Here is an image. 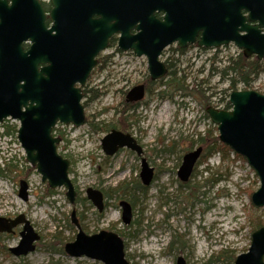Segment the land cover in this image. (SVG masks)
Masks as SVG:
<instances>
[{"label": "rangeland", "instance_id": "rangeland-1", "mask_svg": "<svg viewBox=\"0 0 264 264\" xmlns=\"http://www.w3.org/2000/svg\"><path fill=\"white\" fill-rule=\"evenodd\" d=\"M115 48L102 54L86 82L81 101L85 124L78 128L56 126V131L64 136L57 151L70 163L69 178L77 192L78 202L74 205L68 203L64 189L50 190L27 163L13 131L18 122L0 123V217L23 215L40 236L34 252L15 257L10 249L18 246L22 227L15 234L0 233V264H103L71 258L64 252V246L74 242L77 235L70 218L72 209L85 234H118L129 264H175L177 257H183L186 264H223L225 258L247 252L252 233L264 226V207H254L250 200L260 186L259 180L245 160L240 156L242 161L235 159L231 150L228 158L215 154L196 166L187 183L179 181L177 170L182 158L199 147L198 138L208 133L218 138L216 126L205 117L208 106L193 96H176L174 102L160 100L156 95L164 89L152 86L145 101L128 113L132 115L128 133L141 145L146 161L155 171L145 194L135 189L137 183L141 185L140 160L133 152L122 149L112 157L104 155L101 140L107 132L103 129L116 125L123 109L120 94L115 91L131 88L148 76L145 57L128 54L130 51L113 56ZM173 49L166 50L159 60L173 56L178 77L186 76L189 87L194 81L198 84L210 77L212 69L219 71L227 65V59H236L241 53L232 45L205 51L193 46L184 55L173 54ZM202 86L208 89L209 106L225 110L229 94L234 91L227 90V82L212 75L209 84ZM238 88L241 90L242 86ZM251 90L264 95V74L251 84ZM105 109L109 111L102 113ZM115 109L119 111L117 115ZM20 180L28 185L27 202L18 197ZM125 185L127 188L117 191ZM88 188L107 194L101 214L87 200ZM121 200L131 201L133 212L128 226L121 222ZM174 239L179 243L170 247Z\"/></svg>", "mask_w": 264, "mask_h": 264}, {"label": "water", "instance_id": "water-1", "mask_svg": "<svg viewBox=\"0 0 264 264\" xmlns=\"http://www.w3.org/2000/svg\"><path fill=\"white\" fill-rule=\"evenodd\" d=\"M55 7V32L52 36L47 14L39 0H0V123L18 122L17 141L25 160L34 167L50 190L62 188L68 203L75 202L76 191L68 170L70 163L57 152L60 138L53 137L57 124L81 127L85 124L82 95L75 85H84L95 66V57L106 48L108 37L120 33L118 48L132 51L147 60L152 82L162 79L167 69L159 61L170 45L185 49L196 45L218 49L233 45L244 58L264 60V0H52ZM71 16V25L81 27L82 39L75 50L59 45V37L69 27L59 18ZM155 14H161L157 19ZM96 16L97 19H93ZM134 31V34H131ZM61 34V35H60ZM143 86L127 93L130 102L140 101ZM230 110L206 108L216 126L219 141L242 157L257 176L260 186L250 200L254 207H264V95L253 90L232 91ZM105 156L112 157L127 149L140 159L139 179L149 187L155 172L142 157L143 150L129 133L112 129L101 140ZM202 154L198 147L186 153L177 170L181 183H187ZM98 213L104 210V195L94 188L85 192ZM18 197L28 200V185L19 182ZM121 222L132 220L129 202L118 203ZM77 229L74 242L64 246L71 258H86L103 264H129L124 243L112 231L85 234L76 211L70 214ZM22 226L20 242L10 252L15 257L34 252L40 236L23 215L13 220L0 217V233H12ZM175 264H186L177 257ZM234 264H264V226L251 235L247 252L238 255Z\"/></svg>", "mask_w": 264, "mask_h": 264}, {"label": "trees", "instance_id": "trees-1", "mask_svg": "<svg viewBox=\"0 0 264 264\" xmlns=\"http://www.w3.org/2000/svg\"><path fill=\"white\" fill-rule=\"evenodd\" d=\"M202 51H205V50L202 49ZM172 53L173 54L179 53L180 55H184L186 53V49H177V50L173 49ZM106 60L107 59L104 58L103 63H105ZM165 63H166V68L168 72L166 76L162 80L156 82L157 85H155L157 87H160V89H164V90L160 91L156 95L157 98L160 100H168L170 102H174V98L176 96H179L182 98L193 96L204 106H209V98L206 96L208 89L203 88L202 85L206 87L209 84V80L212 78V75H217L219 79L221 80V82L226 81L228 84L227 90L236 91L239 89L238 86H242L241 89L246 91V90H251V84L256 79H258L260 75L264 74V60L258 61L255 58L246 59L243 57L242 53H240L236 57V59H232V58L227 59L226 60L227 65L223 66L219 71L212 69L210 72V77L208 76L206 79H202L201 81H199L198 84H196L194 81L191 87H189L185 84L186 76L178 77V71L176 70V65H175L173 56L171 57L169 56L166 59ZM213 71H214V74H213ZM148 80L149 79L147 76L146 81ZM148 83H149L148 92H150L153 84L150 83V81ZM121 106H123V109L120 112L117 111V109H115V115H117V113L119 112L118 113L119 118H118V121L116 122V125L105 126L103 131L108 133L110 128H115V129H119L120 131H122L124 130V125L129 130V128L132 126L131 120H130L132 115L129 116L128 113L134 110V108L131 105H125V104H122ZM229 108H230L229 103H227L225 110H228ZM107 111H109V109L103 110L102 113H106ZM205 117L208 119L207 115H205ZM135 121L136 122H134L133 125L137 123V120ZM13 131L16 133L17 127H14ZM214 132H216V128H214ZM5 133L6 135H9L8 131H6ZM52 133L54 136L59 137L61 141L64 139L63 133L56 131V128L53 129ZM198 144H199V147L202 148L203 153H202L200 160L197 163V167L205 163L208 160V158L214 156L215 154L221 155L222 158H228L229 154L231 153L230 149L224 144H221L218 141V138L213 137V134L211 133H208L206 136L202 138H198ZM173 146L174 144H172L170 148L173 149L172 148ZM235 159L242 161V159L237 155H235ZM0 174H2V170L0 171ZM69 174H70V171H69ZM123 187L127 188V185L120 186V188H118L117 191H120V189H122ZM135 189L137 190V192H141L142 194H145V192L147 191L146 190L147 188H144L139 183L135 185ZM104 196L106 197L107 194L104 193ZM77 202L78 200L76 199L75 203ZM129 202L131 203V201ZM174 243L178 244L179 240L174 239L170 243V247ZM222 257L223 259L225 258V256H222ZM213 258H215V256L212 257V260ZM216 259H219V257ZM225 259L222 260L223 264H234L235 258L231 257V258H228L227 260Z\"/></svg>", "mask_w": 264, "mask_h": 264}, {"label": "flooded vegetation", "instance_id": "flooded-vegetation-1", "mask_svg": "<svg viewBox=\"0 0 264 264\" xmlns=\"http://www.w3.org/2000/svg\"><path fill=\"white\" fill-rule=\"evenodd\" d=\"M45 11H46V13H47V20H48V22H49V30L51 31V35L52 36H54V35H56L57 36V34H56V32H55V30H54V28H55V18H54V11H55V7H54V5H53V3H52V0H48V2H46V4H45ZM155 16H156V18L157 19H161L162 18V15L161 14H155ZM71 16L69 15V13H67V14H62V15H60V18H59V20H60V22L62 23V25H63V27H64V25H65V23L66 22H68V24H69V27L62 33V36H60L59 37V45L62 47V48H68V49H70V50H75L76 49V47H77V45H78V42H79V40H81L82 39V30H81V27H77V26H75V25H71V23H72V19L70 18ZM93 19H97V17L96 16H94L93 17ZM131 34H134V31H131ZM61 35V34H60ZM119 38H120V33H117V32H115V33H113V34H111L109 37H108V39H107V44H106V48L103 50V51H101V52H99L98 53V55L95 57V62H96V64H95V66L93 67V69L91 70V72L89 73V75H88V77H87V79H86V81H85V83H84V85L83 86H81V85H79V84H76L75 85V87L76 88H79L80 89V93H81V95H82V99H83V96H84V94H85V90H86V82H87V80H88V78H89V76H91V74L92 73H94V71L96 70V68L98 67V65H99V63H100V61H101V57H102V54L103 53H105L108 49H111L112 50V48L113 47H115V46H117V44H118V41H119ZM172 48H174L175 50H177V49H179V48H177L175 45L174 46H169L168 48H167V50L169 51V50H171ZM114 51H113V56H115L116 54H118V52H120V53H123V51H120L118 48H115V49H113ZM165 52H167L166 50H163V52L161 53V55H160V58H162V55H163V53H165ZM133 54L132 52H129L128 54ZM159 58V59H160ZM165 66H166V61H161ZM148 81H146V79L145 80H143V81H141L140 83H137V84H135L134 86H132L131 88H129V87H127V89H122V88H120L119 90H116L115 91V93H117V94H120V98H121V102L123 103V104H125V105H131L134 109H136L138 106H140V104H142L143 103V101H145V98H146V96H147V93H148V91H149V88H148V85H149V81H150V83H152L153 85L152 86H155V85H157L156 84V82H152L151 80H150V78H149V76H148ZM136 86H143V89H144V96H143V98L140 100V101H137V102H130V101H128L127 100V93L132 89V88H134V87H136ZM145 104H146V102H145ZM112 129H115V128H112ZM112 129H110L108 132H110ZM115 130H118V131H120L119 129H115ZM121 132H123V133H128L129 131L127 130V128L125 127V125H124V130H122ZM138 143V142H137ZM139 144V143H138ZM140 145V144H139ZM141 146V145H140ZM142 148V147H141ZM142 150H143V148H142ZM130 151V150H129ZM119 152V151H118ZM132 152V151H131ZM134 153V152H133ZM135 154V153H134ZM136 155V154H135ZM137 156V155H136ZM138 157V156H137ZM142 157L143 158H145L144 157V150H143V154H142ZM139 158V160L141 159V157H138ZM155 172V171H154ZM155 178V177H154ZM103 195H104V193H103ZM130 203V202H129ZM104 205L106 206V199H105V203H104ZM130 205H131V203H130ZM131 207H132V205H131ZM105 209V208H104ZM132 212H133V210H132ZM19 216V215H18ZM18 216H16V217H18ZM15 216H13V217H11L9 220H13V219H15L16 218ZM5 219V218H4ZM19 227H22V226H18V227H16L15 229H13V231H12V234H15L16 233V229L17 228H19ZM21 232V231H20ZM19 232V233H20Z\"/></svg>", "mask_w": 264, "mask_h": 264}, {"label": "bare ground", "instance_id": "bare-ground-1", "mask_svg": "<svg viewBox=\"0 0 264 264\" xmlns=\"http://www.w3.org/2000/svg\"><path fill=\"white\" fill-rule=\"evenodd\" d=\"M158 81H160V80H158ZM158 81H156V82H158ZM208 107H211V106H208ZM52 135H53V133H52ZM27 202V201H26ZM28 221V220H27ZM29 222V221H28ZM30 223V222H29Z\"/></svg>", "mask_w": 264, "mask_h": 264}]
</instances>
